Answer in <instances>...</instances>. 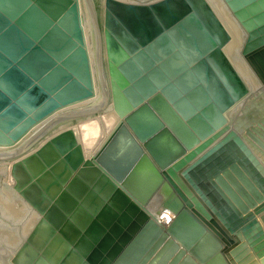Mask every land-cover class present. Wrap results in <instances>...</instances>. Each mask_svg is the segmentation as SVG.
<instances>
[{
	"label": "water",
	"instance_id": "water-1",
	"mask_svg": "<svg viewBox=\"0 0 264 264\" xmlns=\"http://www.w3.org/2000/svg\"><path fill=\"white\" fill-rule=\"evenodd\" d=\"M98 1L102 25L94 0H0V264L264 263V179L229 131L264 125V0ZM153 181L173 220L109 246L97 199Z\"/></svg>",
	"mask_w": 264,
	"mask_h": 264
},
{
	"label": "bare ground",
	"instance_id": "bare-ground-1",
	"mask_svg": "<svg viewBox=\"0 0 264 264\" xmlns=\"http://www.w3.org/2000/svg\"><path fill=\"white\" fill-rule=\"evenodd\" d=\"M218 3L224 5L223 2L220 3L218 1ZM229 131L235 133L236 137L241 141L242 145L254 157V161H256V166L255 164L253 165L254 170H256L257 174H259L264 179V125L229 130ZM229 148L232 149L231 151H233V153L239 154L247 158L245 151L242 150L241 147L236 142L233 141L230 142ZM98 151L99 150L90 151L88 153L84 152L86 160L92 161L94 163V166L98 167L101 170V173L102 172L103 174L106 173L109 176V178L115 182V179L102 167V165L94 160ZM252 164L253 162L251 161L250 165ZM11 165L12 163H10V180H11V186L14 188V181L13 178L11 177ZM154 185H157V187L153 189ZM89 186L91 190L94 191L95 185L91 183L89 184ZM162 186L163 185L158 184V182L155 181L151 182L150 183L151 188L149 187V191L150 189L151 191L153 189V191L147 198V201L145 202L139 201L128 190L122 188L121 186H119L120 189H122L128 197L129 200L128 204H126V202L123 201V199L119 195H117L116 190H114L108 196L105 195L106 197H102V199L99 198L97 199L98 200L97 205L99 207H101L104 210L111 209L110 211H113L116 217V218L112 217L111 219L104 220L102 214L100 215V212L94 215V218L102 224V227L104 229V237H108V244L111 242L109 246L111 244H116V242H119L120 233L122 231L127 230L126 229L127 223L125 222L129 221L128 219H131V221L140 222L139 221L141 219L140 217L145 215L155 220V222L164 229L169 225V223L174 218V214L169 212L168 210H164L163 212L158 214V209L160 207L155 200ZM67 189H68L67 186L63 187V191H66ZM69 194L71 195V197H73L71 193ZM131 206H135L138 209L137 208L133 209V207ZM260 218L262 219V221H264V213L256 216L257 223ZM258 225L262 229L259 223ZM81 233L83 235L86 234L85 230H82ZM40 245H38V247H40ZM109 249L110 248H108V246L104 245V247L101 250L102 253H105V255H90V252L84 253L81 247L80 255H72L70 258H67V256L61 257L59 258L58 264H80L81 262H84L86 264H109L112 257L114 256V255H106ZM138 256L139 255H131L130 260L131 261H133L134 259L136 260Z\"/></svg>",
	"mask_w": 264,
	"mask_h": 264
},
{
	"label": "rangeland",
	"instance_id": "rangeland-1",
	"mask_svg": "<svg viewBox=\"0 0 264 264\" xmlns=\"http://www.w3.org/2000/svg\"><path fill=\"white\" fill-rule=\"evenodd\" d=\"M211 1L213 2L214 5L217 6V3H216L214 0H211ZM217 1L220 2V0H217ZM220 3H222V2H220ZM87 153H88V152H87ZM258 223L261 225L262 230L264 231V221H262V219L260 218L259 221H258ZM43 226H44V225H43ZM35 228H36V229H35ZM35 228L33 229L32 233L35 232V231L38 229L37 225H36ZM26 238H27V237H26ZM39 241H40V239H38V240L36 241L35 246L38 247V245H40V244H38V243H40ZM35 246L33 247L32 252H33L34 250H37V248H36ZM27 255H28V254H27ZM0 261L3 262L1 259H0Z\"/></svg>",
	"mask_w": 264,
	"mask_h": 264
},
{
	"label": "flooded vegetation",
	"instance_id": "flooded-vegetation-1",
	"mask_svg": "<svg viewBox=\"0 0 264 264\" xmlns=\"http://www.w3.org/2000/svg\"><path fill=\"white\" fill-rule=\"evenodd\" d=\"M95 1V4H96V7H97V10H98V14H99V20L101 22V25H102V14H103V8H102V3L99 2L98 0H94ZM103 2V1H102Z\"/></svg>",
	"mask_w": 264,
	"mask_h": 264
}]
</instances>
